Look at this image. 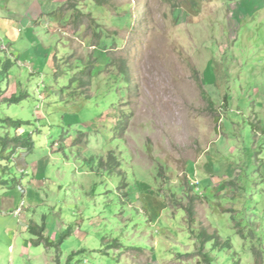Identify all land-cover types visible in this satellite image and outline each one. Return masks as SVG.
Wrapping results in <instances>:
<instances>
[{"label":"rangeland","instance_id":"obj_1","mask_svg":"<svg viewBox=\"0 0 264 264\" xmlns=\"http://www.w3.org/2000/svg\"><path fill=\"white\" fill-rule=\"evenodd\" d=\"M67 2L0 28V264H264V0Z\"/></svg>","mask_w":264,"mask_h":264},{"label":"crops","instance_id":"obj_2","mask_svg":"<svg viewBox=\"0 0 264 264\" xmlns=\"http://www.w3.org/2000/svg\"><path fill=\"white\" fill-rule=\"evenodd\" d=\"M30 9H31V7H29V10ZM18 17H21V15L19 13L15 12V11H12V8L9 5L8 0H0V28L3 30V33L5 34V36L10 38V36H8V30H12V29L14 30V32L12 33V36L15 35L16 32H15V26L14 25H16V23H12V20H16V18H18ZM21 29L22 28L19 27L17 29V31L21 32ZM7 47H8L7 45H4L2 49L6 50ZM2 49L0 48V51ZM27 168L28 169H26V170H28V173H27L28 176H26V178L23 179V185L25 184L26 187L32 186V187L39 188V186H42V185L45 184V182L47 180L46 171L49 170V169L46 168V166L39 167L38 169L35 168L34 166H32V168H29V167H27ZM31 182L35 183V186L30 185ZM15 192L17 193L18 190L15 189ZM33 196H34V192H27V193L24 192L23 193V195H22L23 199H22L21 203L24 205L23 206L24 210L28 211L31 206L35 205V203H33L32 198H31ZM38 196L40 198L39 194H38ZM34 197L36 198V195ZM35 198H33V200ZM21 203L19 204V206L21 205ZM17 208H19V207L16 206V208L15 209H11V211L15 210L14 214L15 213L22 214L23 212L21 211V209H18V211H16ZM23 216H24V219L22 221V225L23 226L21 225V223H19L18 224L19 230L23 229L25 232H28V231L30 232L31 229H33L32 226H31L32 225V216L29 215V214H25ZM20 226L23 227V228H21ZM69 233H70V230H69L68 234ZM14 235L18 236V233L15 232ZM31 239H25L24 238L23 242H22V248H24V246H25L27 249H30L32 247V244L30 243ZM11 247L12 246H10V248Z\"/></svg>","mask_w":264,"mask_h":264},{"label":"trees","instance_id":"obj_3","mask_svg":"<svg viewBox=\"0 0 264 264\" xmlns=\"http://www.w3.org/2000/svg\"><path fill=\"white\" fill-rule=\"evenodd\" d=\"M79 1L76 2V0H75L73 2V0H68V2L66 3V7L65 8L68 7L69 9H73V10L76 9V4ZM107 1L108 0H93V2L96 3V5H98V6H104V4ZM61 10H63V8H61ZM9 68H10V66L7 65V66H5L3 68V70L6 72V71L9 70ZM11 99H13V100H11ZM11 99H10V101H15L16 100L15 97L14 98H11ZM224 103H226V98L224 100ZM15 125H16V127H18V125H20V124H18V123L15 122ZM16 141H18L19 143L22 142V145H25V146L27 145L28 146V151H31V149L33 147L31 141H29V144L28 143L24 144L25 141H27V140L20 141L19 139H16ZM192 206L193 205L191 204L190 207L186 209V212H187L188 220H191V222L193 223V221H194V211L192 209ZM42 231H43V227L41 229H39V232L38 231H35L34 229H31L30 232L34 233L35 235H38L37 240L31 241V242L35 246H38L41 243H43L46 247H49L52 243H50L48 240H44V238L42 236ZM66 235H68V234H66ZM198 237H199V240H200V243H201V246H200L201 249H203V247H204L205 244L210 243V242H212L213 249L218 248V249H221L222 250V249H230L231 248V245H230L229 241L226 240L224 242H221L220 237L217 234H208L206 231H201L199 233V236ZM203 255H204L205 263L206 264H211L212 263V259L210 258V256L207 253H205Z\"/></svg>","mask_w":264,"mask_h":264}]
</instances>
